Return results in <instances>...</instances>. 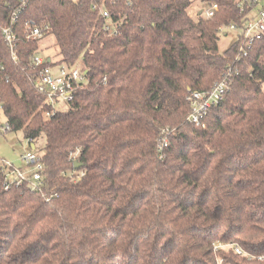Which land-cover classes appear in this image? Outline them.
Returning <instances> with one entry per match:
<instances>
[{"label": "trees", "instance_id": "trees-1", "mask_svg": "<svg viewBox=\"0 0 264 264\" xmlns=\"http://www.w3.org/2000/svg\"><path fill=\"white\" fill-rule=\"evenodd\" d=\"M200 1L213 16L191 17V0H0V107L43 164L35 188L0 165V264H264V33L219 51L220 27L252 6ZM34 27L57 61L34 63ZM78 61L87 83L56 110L36 77ZM223 78L221 101L190 123L188 90Z\"/></svg>", "mask_w": 264, "mask_h": 264}, {"label": "built area", "instance_id": "built-area-1", "mask_svg": "<svg viewBox=\"0 0 264 264\" xmlns=\"http://www.w3.org/2000/svg\"><path fill=\"white\" fill-rule=\"evenodd\" d=\"M205 7L201 8L202 13L205 17L213 16L214 12L217 10V4H204ZM252 6L251 14L252 16L239 24L231 23L229 28L240 27L242 32L238 36L239 39V54L243 52L247 47L249 48L253 42L260 38L264 33V0H239L237 6L240 11L244 10L246 6ZM93 8H97V4L92 5ZM99 16L104 18L106 22L103 24V30L109 34L113 35L117 32V25L110 22V14L104 9H99ZM17 17V13H13L12 22ZM222 27V26H221ZM220 27V28H221ZM1 33L4 41L8 45L13 59H15L13 42L15 40V33L11 25L1 27ZM43 31L38 28H32L27 37L29 39L41 38ZM238 57V56H237ZM35 64H42L44 59L35 54L34 58ZM53 69L50 67L43 68L36 77V87L40 93L45 95L46 101L55 109L57 102L69 103L74 93L87 83L85 78L83 67L78 66H60L57 68V72L53 73ZM229 88V81L227 78H223L217 81L211 89L202 90H188V100L190 102L191 111L187 117L190 123L199 125L202 122V118L206 115L207 111L211 106L217 104L223 98L224 94ZM1 108V107H0ZM48 114V113H47ZM48 116V115H47ZM3 131H8L9 126L6 124L2 128ZM167 129L161 131L157 149L159 156L162 157L163 149L167 144L166 133ZM24 163L28 166L26 171H21L15 168L12 172L8 174L11 180H16V183H21L23 180L30 178L32 187L35 188L37 183L41 180V171L43 170V164L40 161V155L32 150L25 152L22 155ZM83 174V172H81ZM9 182H5V187H8ZM223 244H228L233 247V250L237 254L244 255L245 252L236 244L233 243H217L214 248L219 249Z\"/></svg>", "mask_w": 264, "mask_h": 264}, {"label": "rangeland", "instance_id": "rangeland-1", "mask_svg": "<svg viewBox=\"0 0 264 264\" xmlns=\"http://www.w3.org/2000/svg\"><path fill=\"white\" fill-rule=\"evenodd\" d=\"M192 3L188 8L187 12L193 18H196L197 11L201 8L205 7V5L200 0H191ZM253 14V13H252ZM252 14H250L252 16ZM202 15H204L202 13ZM250 16V17H251ZM249 17V18H250ZM242 32L240 27L237 28H229L228 26H222L218 32V48L219 51H224L228 46L235 40H238V36ZM37 45V55L44 60L50 58L52 61H57L60 56L58 55V47L55 45V39L53 35L47 34L38 39ZM75 66L83 67L81 62L78 61ZM58 68V67H57ZM57 68L52 70L53 73L57 72ZM264 89V83H263ZM67 103L65 102H57L55 105L56 110H64L67 108ZM6 126V118L0 108V165L4 164L9 165L13 164L15 168H23V170H27L28 166L24 163L22 159V155L30 150L27 140L24 138L21 130L16 131H3L2 128ZM44 142V137H40L36 141V146L39 147ZM7 171V170H5ZM27 172V171H26ZM221 243V242H219ZM219 249L228 251L233 249V247L228 244H223ZM235 252V251H234ZM245 255V254H244ZM221 260H219V264H221Z\"/></svg>", "mask_w": 264, "mask_h": 264}, {"label": "water", "instance_id": "water-1", "mask_svg": "<svg viewBox=\"0 0 264 264\" xmlns=\"http://www.w3.org/2000/svg\"><path fill=\"white\" fill-rule=\"evenodd\" d=\"M199 14H201L202 13V9L201 10H199V12H198ZM32 148H34V146H33V144H32ZM79 166V164L78 163H75V167H78Z\"/></svg>", "mask_w": 264, "mask_h": 264}, {"label": "crops", "instance_id": "crops-1", "mask_svg": "<svg viewBox=\"0 0 264 264\" xmlns=\"http://www.w3.org/2000/svg\"><path fill=\"white\" fill-rule=\"evenodd\" d=\"M201 10V9H200ZM199 12V11H198ZM48 60H50V58H48Z\"/></svg>", "mask_w": 264, "mask_h": 264}]
</instances>
